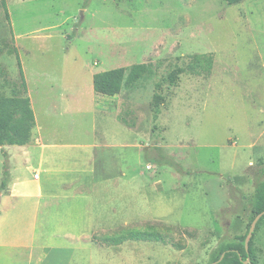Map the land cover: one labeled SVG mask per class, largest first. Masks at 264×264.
Returning <instances> with one entry per match:
<instances>
[{
  "label": "rangeland",
  "instance_id": "1",
  "mask_svg": "<svg viewBox=\"0 0 264 264\" xmlns=\"http://www.w3.org/2000/svg\"><path fill=\"white\" fill-rule=\"evenodd\" d=\"M85 1L6 0L9 23L0 5V96H24L17 54L45 144L4 148L10 173L32 185L21 166L44 151L61 171L51 185L78 190L53 205L3 199L0 264H219L244 238L241 264H264L251 209L264 179V0ZM209 54L206 75L192 57ZM134 65L143 76L116 98L94 93V74ZM3 163L0 148V183ZM150 229L167 243L111 244Z\"/></svg>",
  "mask_w": 264,
  "mask_h": 264
},
{
  "label": "trees",
  "instance_id": "2",
  "mask_svg": "<svg viewBox=\"0 0 264 264\" xmlns=\"http://www.w3.org/2000/svg\"><path fill=\"white\" fill-rule=\"evenodd\" d=\"M89 0L85 1V5ZM228 5H235L244 0H224ZM0 5L3 10L6 21L10 22L9 12L6 0H0ZM200 58L204 59L203 71L208 75L212 69L211 54L203 56H193L195 66ZM18 71L21 78V85L24 96H0V148L4 159L2 178L0 183V193L5 192L11 180L10 169L8 166V153L4 150L7 146H27L30 145L35 137L34 130L36 126L35 116L31 107L30 99L27 96V84L24 79V74L21 68V63L16 54ZM193 67V68H194ZM145 68L143 65H135L131 69L116 68L105 72H100L93 75L92 85L95 93L113 97L120 94L121 90L129 83H136L144 74ZM157 159V158H155ZM169 160V159H168ZM171 161V160H170ZM172 165L174 162H170ZM251 209L256 215H263L264 217V179L258 182L254 188V193L251 197ZM247 231L246 236L248 235ZM125 241L134 242H162L167 243L163 237L156 231L131 230L127 234L118 238H113L111 244L118 245ZM245 238L239 243L241 249L227 248L223 250V257L219 264H224L229 261L235 263H243L250 258L251 253L245 248ZM174 247L181 248V243H172Z\"/></svg>",
  "mask_w": 264,
  "mask_h": 264
},
{
  "label": "crops",
  "instance_id": "3",
  "mask_svg": "<svg viewBox=\"0 0 264 264\" xmlns=\"http://www.w3.org/2000/svg\"><path fill=\"white\" fill-rule=\"evenodd\" d=\"M26 84H27V82H26ZM27 89H28V86H27ZM95 94H97V93H95ZM94 96H96V95H94ZM117 96H113L112 98H116ZM31 107H32V105H31ZM38 128H37V123H36L35 130H34L35 143L33 145L21 146L22 149H27L28 147L32 148V149H34L36 147H39V148L43 147V149L45 148V144L42 141V138H40V136L38 135ZM5 148H10V146H7ZM29 152L30 151H28V153L25 155V157L29 156L27 158V161H25V163L21 167L24 166L28 170V172L32 175L34 174L33 170H35L36 171L35 174L38 175V177L33 179L32 185H29L28 181L24 183V182H20L18 180H15L14 172H11L10 173L11 174V180H10V183L8 185L7 190L5 192L0 193V204H1V201H3V199H5V198H11V199L12 198H23V199H36L37 202L42 203V201H43L44 203H48L49 205H53L54 203L59 202L60 199H67V196H61L60 195L64 191L70 189V191L72 192L70 194H72V196L74 194L73 191H76V193H77L78 190H75L74 185H70L67 182V180L60 179V182L57 181V185L55 183H54V185H51L53 182L52 180H53L54 174L55 175L60 174L61 171L60 170L58 171L59 168H57V166L54 163L49 164L51 162L52 158L48 157V155L44 151L41 152L40 155H38L37 157L32 156ZM29 163L37 165V166L34 167L35 169H30V166L27 165ZM48 165H52V168H56V170L58 172H56V170L48 169L47 168ZM12 169H15V167L13 166ZM92 171L94 172V174L97 171L96 163H95V167L92 169ZM44 174H47V175H45V177L46 176L48 177L47 179H45V181L42 180V175H44ZM49 180L51 181L50 185H46V183ZM60 189L63 191L62 193L60 192ZM61 197H64V198H61Z\"/></svg>",
  "mask_w": 264,
  "mask_h": 264
},
{
  "label": "built area",
  "instance_id": "4",
  "mask_svg": "<svg viewBox=\"0 0 264 264\" xmlns=\"http://www.w3.org/2000/svg\"><path fill=\"white\" fill-rule=\"evenodd\" d=\"M37 177H38V175L35 174V178H37Z\"/></svg>",
  "mask_w": 264,
  "mask_h": 264
},
{
  "label": "water",
  "instance_id": "5",
  "mask_svg": "<svg viewBox=\"0 0 264 264\" xmlns=\"http://www.w3.org/2000/svg\"><path fill=\"white\" fill-rule=\"evenodd\" d=\"M252 230H253V228L250 230V233L252 232ZM250 233H249V234H250Z\"/></svg>",
  "mask_w": 264,
  "mask_h": 264
}]
</instances>
